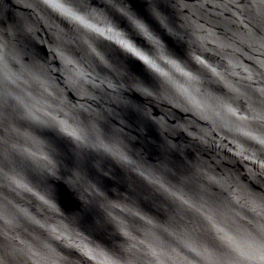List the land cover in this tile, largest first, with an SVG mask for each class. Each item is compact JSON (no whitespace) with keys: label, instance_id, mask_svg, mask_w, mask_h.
I'll use <instances>...</instances> for the list:
<instances>
[{"label":"water","instance_id":"1","mask_svg":"<svg viewBox=\"0 0 264 264\" xmlns=\"http://www.w3.org/2000/svg\"><path fill=\"white\" fill-rule=\"evenodd\" d=\"M0 264H264V0H0Z\"/></svg>","mask_w":264,"mask_h":264}]
</instances>
